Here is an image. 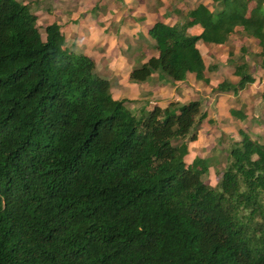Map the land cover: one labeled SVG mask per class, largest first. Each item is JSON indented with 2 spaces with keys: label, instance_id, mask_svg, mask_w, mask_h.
<instances>
[{
  "label": "trees",
  "instance_id": "trees-1",
  "mask_svg": "<svg viewBox=\"0 0 264 264\" xmlns=\"http://www.w3.org/2000/svg\"><path fill=\"white\" fill-rule=\"evenodd\" d=\"M235 33L264 52V0H210L155 21L146 35L156 55L128 77L207 82L216 64L195 42ZM242 56L237 79L214 91L253 82ZM94 70L57 23L40 31L28 3L0 0V264H264V143L238 130L209 186L205 158L187 162L200 102L135 116Z\"/></svg>",
  "mask_w": 264,
  "mask_h": 264
},
{
  "label": "rangeland",
  "instance_id": "rangeland-1",
  "mask_svg": "<svg viewBox=\"0 0 264 264\" xmlns=\"http://www.w3.org/2000/svg\"><path fill=\"white\" fill-rule=\"evenodd\" d=\"M28 3L29 9L36 16V22L41 31V27L46 23H57L63 35L64 45L68 49L74 51H84L94 59V71L97 74L110 78L111 96L119 89L125 88L124 85L146 84L149 79L143 82L131 81L128 77L129 70L132 67L138 66L141 62L137 60L134 64L125 66L119 62L126 57V51L131 52L132 47L140 49L142 57L151 55L153 48L151 47V39L147 37L145 27L140 28V24L136 21L145 20L139 10L125 8L127 16L131 21H127V17L115 11V8H120L123 0H18ZM143 2L147 5L156 0H130L129 6L135 8L140 7ZM166 7L169 9L177 8L178 10H186L192 7L199 0H166ZM209 2V0H207ZM116 7L114 8V5ZM123 9V8H122ZM154 11L155 8H151ZM108 11L107 19L104 21L98 19L99 12ZM100 13V15H101ZM161 14V13H160ZM158 13V15H160ZM98 16V17H97ZM88 17V18H87ZM179 19L180 14H175ZM71 18H73L71 20ZM89 19V20H87ZM158 19L167 21L168 16L161 14ZM66 20V23L64 21ZM135 22V23H134ZM128 26L131 35L124 30ZM131 29V30H130ZM199 29H194L196 32ZM191 32V33H194ZM111 35L113 38L114 50L120 59L114 67L120 68V73L111 76L105 66H109L107 57H103V48L106 44L107 37ZM209 43H204L200 40L196 41L197 48L204 54L203 46ZM110 45V43H109ZM142 48H139V47ZM127 49V50H126ZM133 50V49H132ZM260 48L257 42L249 39L243 33H235L230 36L228 41L219 47L210 49L211 56L206 55L204 62H213L216 67L211 71H207L208 81H197L192 74L187 75V78L182 81H168L166 79L152 80L151 85L164 87L157 89L153 94L159 100L160 106L164 107L169 102H176L173 106L180 105L190 100H198L200 109L205 112V117L202 119L197 128V135L194 141L187 143V162L193 157H203L207 163V171L201 176V179L209 186H214L220 177V173L228 162L227 152L231 142L237 140L238 130L247 133L249 137L260 143H264V64L261 61L264 59V52H259ZM244 55V56H242ZM239 56L247 63V71L253 76L251 82L239 93L233 92H218L213 88L220 79H225L234 82L237 78L233 75V67L235 62L240 61ZM112 57V55H111ZM141 57V58H142ZM128 59V57H127ZM125 58V60L127 61ZM130 59V58H129ZM167 78V77H166ZM152 89L155 86H151ZM161 95V98L159 96ZM141 99L140 111L149 110L154 104V99ZM137 105V103H135ZM132 114L138 116L133 106L127 105ZM240 110L244 116H232L230 110Z\"/></svg>",
  "mask_w": 264,
  "mask_h": 264
},
{
  "label": "crops",
  "instance_id": "crops-1",
  "mask_svg": "<svg viewBox=\"0 0 264 264\" xmlns=\"http://www.w3.org/2000/svg\"><path fill=\"white\" fill-rule=\"evenodd\" d=\"M128 1H130V0H123L122 1V3H120V5H121V9L120 8H115L116 7V4L114 5V8H115V11H119L120 12V14H122L123 16H125V17H127V21H131L132 19H129L128 20V18H129V16H127L128 15V13H126V11H125V8H132V9H137V10H139V13L140 14H142V17H143V19L145 20V22H147V23H143V25H141L142 24V21H136L138 24H140V28H143V27H145V32L147 31V29L155 22V21H161V19H158L159 18V16L161 15V14H165L166 16H168V19H167V21H163L162 20V22L163 23H167V24H171V23H173L175 20H177V17H175V14H177L178 15V12H179V14L181 15L183 12H184V10L183 9H177L176 7L175 8H172V9H169V8H167L166 7V3H167V1L166 0H156V2L155 3H153V2H151V3H149V5H147L146 6V4L145 3H143L142 1L140 2L141 3V5H140V7L139 6H137V7H135V8H133V7H131V6H129V3H128ZM197 3H202V4H204V5H206V6H210V0H209V2H207V0H199V2H197ZM195 5V4H194ZM193 5V6H194ZM156 7V10L159 8L160 10H158V13L160 14V15H158V13H157V11H154V10H152L151 8H155ZM123 8V9H122ZM190 8V7H189ZM188 9V8H187ZM100 13L101 12H99V17H98V19H99V21L100 20H102V21H104V19H107L106 18V16L108 15V11H104V13H101V15H100ZM88 18V17H87ZM73 18H71V20H72ZM87 20H89V19H87ZM64 23H66V20L64 21ZM135 23V22H134ZM194 29H199V27L198 26H193V27H191L190 29H189V31L190 32H194L193 30ZM124 30L126 31V33H128V34H130L131 35V32L128 30V26L127 27H125L124 28ZM131 30V29H130ZM199 31V30H198ZM197 32V31H196ZM196 32H194V33H196ZM113 38L114 37H112L111 35H109L108 37H107V40H106V44H105V46H104V48H103V51H102V53H103V57H107V60L109 61V66H105V69L107 68L108 69V72H109V74L111 75V76H114L115 74H117V73H120V68L119 69H115L114 67H112V66H115L116 65V63L120 60L118 57L119 56H117V52L114 50V46H113ZM115 39V38H114ZM249 39H251V38H249ZM109 43H110V45H109ZM204 43H206V42H204ZM195 46L197 47V45H196V42H195ZM219 46H223V45H214V44H211V43H209V44H207V45H205V46H203V51H204V56H203V54L201 53V51L198 49V51H199V53H200V55H201V57H202V60H203V62H204V59H205V57H206V55H208L209 54V56H211V53L212 52H210V49L211 48H214V47H219ZM139 48H142L141 46L139 47ZM133 49V50H132ZM132 49H131V52L132 53H130V55H129V52L127 53V51H126V53H124V54H126V59H127V57H128V59H127V61L125 60V58L123 59V60H121L120 62H119V65L120 64H124L125 66H129V64H134V62L135 61H137V60H140V62L142 63V62H144L146 59H147V57H142V52H140V53H138L139 52V50L140 49H136V47H132ZM127 50V49H126ZM82 52H84V51H82ZM84 53H86V52H84ZM87 54V53H86ZM88 55V54H87ZM111 55H112V57H111ZM151 55H156V52L153 50L152 52H151ZM90 56V55H89ZM150 56V55H149ZM91 57V56H90ZM142 57V58H141ZM92 58V57H91ZM130 58V59H129ZM93 59V58H92ZM93 61H94V59H93ZM127 62H129V64L127 63ZM204 64H205V62H204ZM205 65H207V63L205 64ZM190 73H188L187 75H189ZM187 75H186V77H185V79L187 78ZM205 75V77H207L209 74H207V72L204 74ZM252 76V75H251ZM104 77V76H103ZM253 77V76H252ZM107 80H108V82H109V93H110V95H111V89H110V78L109 77H105ZM157 78V75H156V73H152L151 75H150V77L148 78L149 80H148V82L146 83V84H135V83H130V84H127V85H124L125 86V88H123V89H118L116 92H115V95H113V96H111L113 99H121V100H123V104L127 107V105H130V106H133V109L135 110V111H138L140 108H141V104L139 105V102H140V100L141 99H143V98H145L144 100H148V99H154V101H152V102H154L153 104L154 105H158V106H160V103H159V100H157L156 98V96H154L153 94L157 91V89H164V87H160V86H157V88H156V83L155 84H153V85H151V81L152 80H155ZM253 81H254V79H253ZM253 83V82H252ZM249 85V84H248ZM151 86H155V88H153L154 90L152 91V90H150V89H152V87ZM239 93V92H238ZM159 98H161V95L159 96ZM135 103H137V105H135ZM161 107V106H160ZM128 108V107H127Z\"/></svg>",
  "mask_w": 264,
  "mask_h": 264
}]
</instances>
